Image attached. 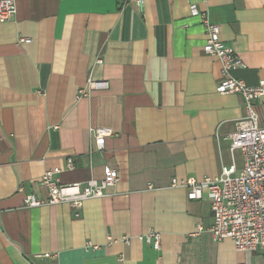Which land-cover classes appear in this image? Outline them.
I'll return each mask as SVG.
<instances>
[{"label":"crops","instance_id":"0c3cea01","mask_svg":"<svg viewBox=\"0 0 264 264\" xmlns=\"http://www.w3.org/2000/svg\"><path fill=\"white\" fill-rule=\"evenodd\" d=\"M14 2L0 22V264H264V245L247 253L213 238L206 192L191 201L170 185L241 171L242 153L217 137L235 130L244 102L218 91L202 14L245 65L229 75L254 87L264 0ZM88 80L108 88L79 96ZM252 111L264 127V97ZM92 128L113 132L100 151ZM53 168L63 185L108 171L117 182L77 212L26 208L25 196L46 197L39 180ZM150 232L159 249L140 239Z\"/></svg>","mask_w":264,"mask_h":264},{"label":"built area","instance_id":"2783aa9c","mask_svg":"<svg viewBox=\"0 0 264 264\" xmlns=\"http://www.w3.org/2000/svg\"><path fill=\"white\" fill-rule=\"evenodd\" d=\"M132 1L136 2L138 8L142 6V0ZM15 13L14 0H0V22L11 20ZM202 25L206 32L202 51L216 58L220 67L218 91L222 94H236L244 102L246 115L236 122L235 130L227 136L217 137L218 141H228L231 150L242 153L243 166L236 176L232 175V170H224L218 178H204L199 182L193 179L172 180L170 185L186 189L187 199L191 201L201 200L206 192L213 220L209 233L216 241L230 240L237 251L253 253L264 245V127L257 125L252 105L264 97V82L250 87L232 78L229 72L244 69L245 65L219 39L220 27L211 23L206 14H202ZM22 41L24 39L19 38V42ZM107 88V82L88 80L78 94L88 96ZM89 131L95 151L102 150L105 139L113 136L112 130L108 128H92ZM66 164L67 171L73 169L71 160H67ZM61 172L59 168L46 170L39 180L40 186L46 191V197L41 199L27 195L23 201L24 206L36 208L66 204L77 212L86 200L102 198L106 189L117 182L116 173L108 171L101 180L89 179L84 183L63 185L58 179ZM200 230L201 227L197 226V231ZM140 239L152 244L155 249L160 247V234L157 232H150ZM43 257L53 256L45 254Z\"/></svg>","mask_w":264,"mask_h":264}]
</instances>
